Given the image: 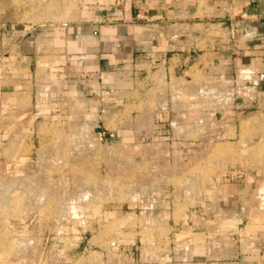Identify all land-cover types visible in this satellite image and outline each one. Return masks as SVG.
Here are the masks:
<instances>
[{"label":"rangeland","instance_id":"obj_1","mask_svg":"<svg viewBox=\"0 0 264 264\" xmlns=\"http://www.w3.org/2000/svg\"><path fill=\"white\" fill-rule=\"evenodd\" d=\"M107 1L0 0V264H165L204 227L219 242L214 222L223 239L264 225V92L240 62L206 49L170 76L142 56L92 88L72 83L70 58L54 71L73 28L128 21L103 17ZM149 2L133 1V24ZM29 37L32 76L16 51Z\"/></svg>","mask_w":264,"mask_h":264},{"label":"crops","instance_id":"obj_2","mask_svg":"<svg viewBox=\"0 0 264 264\" xmlns=\"http://www.w3.org/2000/svg\"><path fill=\"white\" fill-rule=\"evenodd\" d=\"M124 1L125 11H118L114 4L115 0L114 2L110 0L107 1V7L101 14L103 17L124 16L128 20L126 23L116 26L93 24L71 30L66 50L53 60L55 72L60 74L63 69L58 68L66 66V59L70 58L75 66V74L71 75L73 84L90 88L112 86L118 80L120 69L142 56L150 58L158 67L163 66L165 72L171 76L177 74L181 68H190L192 64H197L204 56L201 52L208 49L209 56L215 59L224 51V55L230 60L231 67L238 68L240 62L242 67L248 69L242 73H247L250 77L255 75L256 88L259 87L264 92V46L255 47L256 50H250L247 46L246 52L241 54L236 52L240 49L238 44L242 45L251 41L249 38L255 32L261 37L260 40L264 41V0H206L204 11L197 6L198 0H181L188 3L187 9L183 11L175 10L177 0H151L150 2L147 0L145 2L151 5L143 8L142 19L145 22L140 24L132 22L138 12L133 9L134 0ZM140 1L142 7H146L144 0ZM198 14L201 16L198 17ZM180 17L183 20L181 25L172 24ZM206 18L208 21H204ZM194 19L199 21L192 23ZM240 35L242 42L238 40ZM23 36H27V33ZM234 36L236 40L232 39ZM17 49L19 50H16L19 52V54L16 53L17 58L20 57L25 64L24 71L32 76L34 66L39 63L37 60H40L37 55L41 48L38 50L33 38L29 37L22 40ZM233 109L232 107V111ZM175 127L177 128V124L173 125L174 131H176ZM156 130L160 131L161 136L168 133V129L158 127ZM238 215L239 213H234L233 216ZM232 221H234L233 218L228 223L231 224ZM217 222H223V220ZM217 222H214L212 226L216 229L215 236L217 238L220 236V239H217L220 240L219 242L212 243L209 230L204 227L202 228L204 236L199 241L196 242L192 238L186 239L185 247L179 250L175 247L174 252L164 258L166 262L162 263L264 264V235L259 236L260 232H264V225L249 226L248 224L246 227L249 232L258 228L256 230L258 236L257 234L237 236L231 231L223 239L222 234L217 235ZM228 228L233 230V227Z\"/></svg>","mask_w":264,"mask_h":264},{"label":"bare ground","instance_id":"obj_3","mask_svg":"<svg viewBox=\"0 0 264 264\" xmlns=\"http://www.w3.org/2000/svg\"><path fill=\"white\" fill-rule=\"evenodd\" d=\"M208 89L210 90V91H212V90H214L215 89V87L214 86H209L208 87ZM174 125V124H173ZM180 127H175V130H177V129H179ZM172 129H173V126H172Z\"/></svg>","mask_w":264,"mask_h":264},{"label":"built area","instance_id":"obj_4","mask_svg":"<svg viewBox=\"0 0 264 264\" xmlns=\"http://www.w3.org/2000/svg\"><path fill=\"white\" fill-rule=\"evenodd\" d=\"M153 63V62H152ZM126 67V66H125ZM125 67H124V69H125Z\"/></svg>","mask_w":264,"mask_h":264}]
</instances>
